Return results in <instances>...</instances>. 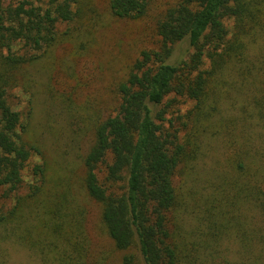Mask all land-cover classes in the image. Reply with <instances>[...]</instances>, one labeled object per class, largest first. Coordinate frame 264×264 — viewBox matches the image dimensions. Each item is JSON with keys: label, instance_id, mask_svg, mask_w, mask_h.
Returning <instances> with one entry per match:
<instances>
[{"label": "trees", "instance_id": "trees-1", "mask_svg": "<svg viewBox=\"0 0 264 264\" xmlns=\"http://www.w3.org/2000/svg\"><path fill=\"white\" fill-rule=\"evenodd\" d=\"M95 2L0 0V264L12 242L42 264H104L93 257L91 205L122 264H264V0L170 4L110 109L56 94L49 74L41 91L60 118L41 121L42 132L52 151L64 136L70 150L86 142L75 165L32 139L35 103L25 117L9 96L34 85L42 55L69 44L80 61L113 23L148 11V0H108L106 16ZM213 145L220 157L201 174Z\"/></svg>", "mask_w": 264, "mask_h": 264}, {"label": "rangeland", "instance_id": "rangeland-1", "mask_svg": "<svg viewBox=\"0 0 264 264\" xmlns=\"http://www.w3.org/2000/svg\"><path fill=\"white\" fill-rule=\"evenodd\" d=\"M108 0H97L95 8L97 11L108 16ZM176 0H148L147 14L141 20L130 21L121 19L113 23L112 29L106 32L104 40L100 41V45L95 48L91 54L80 57V61H70L69 55L72 54L74 47L66 44L54 50L53 57L47 61L46 55L41 57V71L38 65L34 70L28 72L30 78L34 81V85L18 86L11 89L9 101L13 107L22 110L26 117L28 102L30 100L35 103L34 119L30 122V133H33L32 139L42 141L48 149V155L51 157L54 153L64 154L70 162H78L76 152L81 155L86 151V142L80 144L81 150H78L75 144L72 143L73 149L70 150L65 145L66 137H61L57 150H53L50 145L49 134L42 132L41 121L50 117L51 119L59 117V108L49 100L48 93L41 91L43 84L47 83V77L50 74V85L53 92L56 94L68 96L71 95L76 104L86 105L88 99L94 98L99 106H105L107 109L113 107L117 101L116 99V85L118 81L124 78L128 66L134 61L140 49L153 47L152 43L155 41L154 27L157 18L162 11ZM67 24L62 25L60 30L67 28ZM19 52H23L24 48L15 47ZM181 49H184L183 47ZM41 53L43 50L41 49ZM39 52V53H40ZM183 50H181V53ZM44 54V53H42ZM66 59H65V58ZM45 61V62H44ZM44 62V64H43ZM37 68V69H36ZM39 71V72H38ZM71 71V73L69 72ZM45 87V85H44ZM222 92L229 90L227 86H222ZM227 104V101H224ZM222 103V104H224ZM230 108V104H228ZM225 106L224 109L228 108ZM184 110V104H182ZM170 109L168 118L175 115L171 113ZM60 118V117H59ZM29 118H27L28 120ZM61 124L64 123L60 120ZM58 122V123H60ZM36 132V133H35ZM42 133V134H41ZM43 136V137H42ZM220 157V152L217 145L210 147L208 154L203 160L199 161L201 166V174L207 171L214 165L216 158ZM39 156L33 155L23 169L22 176L24 186L33 181L32 167L34 163L40 162ZM60 160V158H56ZM42 162V159H41ZM76 176L81 174V165L76 166ZM179 177L177 178L179 184ZM177 184V185H178ZM192 182L186 181L185 187L191 186ZM196 190V189H195ZM91 224L90 229L93 237V257L104 259V264H122L120 261V253H116L112 240L106 233L104 227L100 222L98 210L95 205H91ZM192 219V218H191ZM192 223V220L190 221ZM7 257L6 264H42L39 260L26 248L19 246L18 243H7ZM223 246H229L234 249V244L224 243Z\"/></svg>", "mask_w": 264, "mask_h": 264}]
</instances>
